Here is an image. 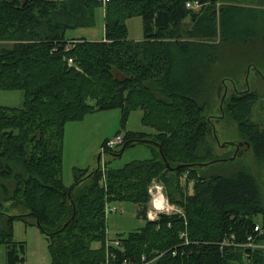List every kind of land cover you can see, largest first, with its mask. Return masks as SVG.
Listing matches in <instances>:
<instances>
[{"label": "trees", "instance_id": "trees-1", "mask_svg": "<svg viewBox=\"0 0 264 264\" xmlns=\"http://www.w3.org/2000/svg\"><path fill=\"white\" fill-rule=\"evenodd\" d=\"M103 1L0 0V91L25 94L23 108H0V246L6 248L7 264H26L14 226L29 219L40 223L52 264H264V250L238 247L250 239L264 244L256 223L264 215L256 178L239 172L206 179L195 171L213 160L206 141L218 117L207 116L220 70L227 71L233 60L264 58V7L217 8L218 0H112L104 11V41L68 40L70 30L95 27ZM194 3L202 6L200 15L187 8ZM135 18L143 20V42L129 40L126 23ZM189 18L192 24L184 25ZM233 74L223 82L237 88L241 78ZM254 94L227 98L219 113L230 105L240 135L264 167V131L250 121ZM110 111L122 112L123 128L141 111L143 124L155 134L127 132L123 145L106 154L146 145L154 159L119 170L109 163L105 184L99 168L76 171V184L67 189V124ZM172 172L180 198L173 193L169 198L184 215L150 221V187ZM4 202L23 205L26 213L10 216ZM119 203L143 208L139 217L146 225L118 236L116 248L109 245L106 210ZM94 243L100 249H93Z\"/></svg>", "mask_w": 264, "mask_h": 264}, {"label": "rangeland", "instance_id": "rangeland-1", "mask_svg": "<svg viewBox=\"0 0 264 264\" xmlns=\"http://www.w3.org/2000/svg\"><path fill=\"white\" fill-rule=\"evenodd\" d=\"M232 3L240 4L244 8L257 9L262 6L264 7V0H218L217 8ZM106 5L104 4V7L102 6L103 10H98L96 12V25L94 28L70 30L66 33V38L68 40L85 39L89 42L104 41L106 29L104 11L106 10ZM193 11L196 15H200L202 8H195ZM243 21L251 23V20L247 18H244ZM126 24L129 32V40L133 42H143V20L141 18H135L127 21ZM191 24V18L184 22L186 26H190ZM260 51L264 52V49ZM259 57V60L255 59L249 62L244 59L238 62L233 60V65L231 64L227 71L224 70L221 72L220 70L221 76L212 87L213 111L207 118L211 119L213 116H217L218 118L223 116L224 120L218 122V118H215L212 121L215 125L213 128H216L217 136L214 130H212L210 139L208 138L206 141V146L211 150L212 162L200 165L201 167L195 168V171L200 178L206 179L211 178L213 175L230 177L239 172H248L253 175L259 183L264 200V167L261 166L257 160L254 149L249 145L250 143L248 140L240 135L239 124L234 121L232 114L228 112V107H230V105L226 104V112L224 114L219 113L223 95L227 93L229 101V99L234 96V86L230 82L227 83L226 88L222 91L221 97L218 96L220 84L225 79L234 75L233 73H236L241 78L236 91L241 92L247 90L248 69H256L262 77H257L253 71L249 75L248 84L250 86L247 91H249V93L253 92L255 93L254 95H256V104L253 108L250 121L252 124L259 127L261 131H264V63L260 62L263 61L264 58H262V56ZM24 103L25 94L23 92L0 91V108L20 109L23 108ZM91 104L94 105V103ZM122 119L123 115L121 111H110L88 115L82 122L67 124L64 134L63 156V183L67 189L73 188L76 184V171L89 170L93 172L98 168L107 171V165L109 163L112 169L119 170L133 162H145L154 159L153 151L146 145H138L137 147L130 148L126 150L120 158L106 154V151L109 149L106 147L103 149L104 143L107 140H114L119 134L123 137L127 132L155 134L153 129L143 124V113L141 111L134 112L129 116L125 128L122 126ZM151 140L150 142L154 143L156 139L152 138ZM233 145H238V151ZM99 156H102L100 165L98 163ZM218 161L221 162L208 166L209 163ZM203 165L206 167H203ZM176 176L177 174L172 172L168 174L169 178L167 180L153 181L151 187H158L163 190L164 198L168 200L171 206V208L168 209V214L174 215L181 212L184 215L182 207L173 204L169 198L171 193H173L176 199L180 198L179 196L176 197L177 191L173 188V186L175 187L176 185ZM102 183H106V176ZM181 184L184 185L185 182L183 181ZM192 187V185L189 186L190 191H192ZM3 205L5 206L4 212L10 214V216L26 213L25 210H22L23 205L14 203V205L11 204V206L5 202ZM111 207H114L117 212L111 214L108 218L106 216L108 220V239L112 241L109 245L117 248L116 241H119L118 236H127L131 233L138 232L143 229L146 224L139 217V214L143 210L140 206L129 203H119ZM147 210L148 219L150 220V216L154 217L152 198L147 206ZM256 223L261 228V236H264V215L257 218ZM14 231V241L17 244H23L26 248V264H52L47 238L34 220L29 219L26 222L17 221L14 226ZM100 247L101 246L97 243L93 244V249H100ZM238 247L240 248L241 246ZM0 264H7V251L3 246H0Z\"/></svg>", "mask_w": 264, "mask_h": 264}, {"label": "built area", "instance_id": "built-area-1", "mask_svg": "<svg viewBox=\"0 0 264 264\" xmlns=\"http://www.w3.org/2000/svg\"><path fill=\"white\" fill-rule=\"evenodd\" d=\"M112 0H104V4H108L109 2H111ZM202 6L199 3H194V4H188L187 8L188 9H195V8H201ZM124 143V137L122 136H118L116 137L114 140H109L106 144V148H108L109 150H116L118 149L120 146H122ZM104 178L106 176V171L105 169L102 170ZM149 194L150 197L152 198V204L154 207V217L150 216V220L151 221H157L158 218L161 215H170L168 214V209L171 208V206L169 205L168 200H165L164 198V192L162 189L158 188V187H154V188H150L149 190ZM167 201V202H166ZM164 208V209H161ZM116 209L114 207H108L106 210V216H110L111 214L116 213ZM176 215H183L181 212L176 213ZM259 232V228L256 229ZM112 242V241H110ZM116 245L118 246L117 248H120L121 243L120 241H116ZM241 247H246L248 249H262L264 250V244H255L253 239L249 240V243L245 246H241Z\"/></svg>", "mask_w": 264, "mask_h": 264}, {"label": "water", "instance_id": "water-1", "mask_svg": "<svg viewBox=\"0 0 264 264\" xmlns=\"http://www.w3.org/2000/svg\"><path fill=\"white\" fill-rule=\"evenodd\" d=\"M250 71H251V69H248V72H250ZM225 88H226V83L223 82L222 85H221L220 88H219V91H218V96H219V97H221V95H222V91H223ZM226 100H227V93L223 95V98H222V101H221V108H220L221 113L224 112V105H225V103H226ZM222 119H223V116H222L221 118H219V121H218V122H220ZM213 127H214V126H211L210 131H209L210 133L212 132ZM146 142H147V141H144L143 143H146ZM126 148H127V146H124V148L122 149V152H121L119 155L115 156V157L120 158V157L125 153ZM238 149H239V148H238ZM101 158H102V156H99V158H98V163H99V164H100V162H101ZM219 162H221V161H218V162H216V163H219ZM222 162H225V161H222ZM191 167H193V166H191ZM168 168H170L169 165H168ZM181 168H184V167H181ZM38 227H40V223H38Z\"/></svg>", "mask_w": 264, "mask_h": 264}, {"label": "flooded vegetation", "instance_id": "flooded-vegetation-1", "mask_svg": "<svg viewBox=\"0 0 264 264\" xmlns=\"http://www.w3.org/2000/svg\"><path fill=\"white\" fill-rule=\"evenodd\" d=\"M252 71L255 73V75L257 76V77H262L261 76V74H259V72L256 70V69H253V68H251V71L250 72H248V79H247V90H249L248 89V87L250 86L248 83V80H249V75L252 73ZM234 88H235V86H234ZM247 90H245V91H241V92H238V91H236V88H235V93H234V95H242V94H246V93H249V91H247ZM217 122V121H216ZM212 130H214V133H215V135L217 136V132H216V128H213ZM249 144V143H248ZM250 146H251V144H249ZM230 147H232V146H230ZM233 147L234 148H236V150L238 151V145H233Z\"/></svg>", "mask_w": 264, "mask_h": 264}, {"label": "bare ground", "instance_id": "bare-ground-1", "mask_svg": "<svg viewBox=\"0 0 264 264\" xmlns=\"http://www.w3.org/2000/svg\"><path fill=\"white\" fill-rule=\"evenodd\" d=\"M54 11V10H53ZM91 11V10H90ZM161 209H164V208H161ZM161 253V252H160ZM156 259V258H155ZM120 260V259H119ZM124 261V260H123Z\"/></svg>", "mask_w": 264, "mask_h": 264}, {"label": "crops", "instance_id": "crops-1", "mask_svg": "<svg viewBox=\"0 0 264 264\" xmlns=\"http://www.w3.org/2000/svg\"><path fill=\"white\" fill-rule=\"evenodd\" d=\"M145 223V222H144Z\"/></svg>", "mask_w": 264, "mask_h": 264}]
</instances>
